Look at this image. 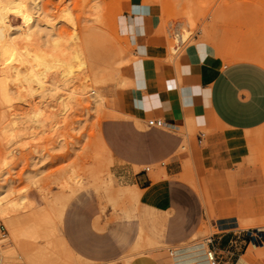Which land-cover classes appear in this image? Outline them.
I'll return each mask as SVG.
<instances>
[{
	"label": "rangeland",
	"instance_id": "rangeland-1",
	"mask_svg": "<svg viewBox=\"0 0 264 264\" xmlns=\"http://www.w3.org/2000/svg\"><path fill=\"white\" fill-rule=\"evenodd\" d=\"M131 1L43 0L48 22L64 34L71 48L80 41L85 43V35L96 25L103 32L106 45L102 40L93 46L97 51L95 63L106 60L99 65L103 67L119 53L125 61L120 71L115 65L114 72L119 73L114 78L103 76L97 69L95 75L88 68V82L92 89L106 95V103L96 105L89 93L86 97L80 95L71 110L61 113L63 117L57 112L59 120L54 129L32 126L26 120L24 112L33 105L28 95L15 99L17 103H0L1 127L13 118L12 114L25 119L20 124L17 120L22 119L16 120V132H21L17 137L0 130V156L3 148L14 152L11 165H5L4 181H12L11 198L22 195L27 200L17 212L22 225L20 242L17 244L11 237L15 247L9 251L1 240L4 264H107L117 258L119 262L131 255L135 258L139 251L152 252L157 261L167 258L172 264L173 249L210 238V219L217 228L220 224L238 227L237 230L264 227V124L240 130L187 120L176 129H167L149 127L148 117L142 118L133 111L132 74L138 57L121 23ZM142 2L158 5L162 10L160 31L168 37L171 59L188 45L198 43L223 63L252 60L233 55L252 52L260 54L261 59L255 61L264 64V0ZM12 20L15 24L21 22L19 18ZM183 26L192 34L181 43L173 35ZM76 36L80 37L77 42ZM173 46L178 47V52L172 50ZM87 57H91L90 53ZM122 75L131 81L121 84ZM97 76L105 81H96ZM79 82L74 83L78 86ZM117 101L125 114L116 111ZM3 113L11 118L5 121ZM21 126L27 132L19 129ZM27 127L31 128L30 133ZM92 170H100V174L92 176ZM154 172L167 183L164 194L154 196L155 199L146 200V189L141 190L139 199L119 190L118 185L130 184L137 175L145 178V185L153 186ZM69 192V196L64 194L66 199L61 197ZM45 194L49 199L44 198ZM5 227L8 237L10 231Z\"/></svg>",
	"mask_w": 264,
	"mask_h": 264
},
{
	"label": "crops",
	"instance_id": "crops-1",
	"mask_svg": "<svg viewBox=\"0 0 264 264\" xmlns=\"http://www.w3.org/2000/svg\"><path fill=\"white\" fill-rule=\"evenodd\" d=\"M161 11L158 5L132 0L121 17L124 34L138 57L132 74L133 111L142 118L163 117L175 125L189 120L212 127L250 130L264 124V64L255 61L261 59L260 54L235 53L236 57L252 60L223 63L195 43L171 59L168 37L160 31ZM116 111L125 114L118 101ZM153 175L156 178L153 186L145 185L141 175L128 185L138 186L139 198L141 190L146 189V200H152L164 194L167 187L166 182L159 180L158 173ZM220 226L217 228L210 219L211 236L203 241L204 248L215 251L218 264H264V248H258L256 255L243 240L244 230ZM239 236L241 239H237ZM142 253L155 256L153 264H169L167 258L166 262L157 261L152 252H137ZM131 258L132 255L121 262L117 258L107 264L115 261L126 264ZM135 258L139 260L138 256ZM206 260L201 264L211 263L207 255ZM195 261L188 264H197Z\"/></svg>",
	"mask_w": 264,
	"mask_h": 264
},
{
	"label": "bare ground",
	"instance_id": "bare-ground-1",
	"mask_svg": "<svg viewBox=\"0 0 264 264\" xmlns=\"http://www.w3.org/2000/svg\"><path fill=\"white\" fill-rule=\"evenodd\" d=\"M43 6H44L43 0H0V103H2V102H6L8 104H12L13 102L17 103L15 101V99L21 100V99H23L24 95H28V96L32 97L33 105L32 104L30 105L31 108L29 109V111L27 113L24 112V114H26V120L29 123L31 122L32 126H38V127H43V128L47 127L51 130L52 128L54 129V126L58 123L59 119L56 120L57 115L58 114L61 115V113L63 111L68 110L69 108L75 106V104L78 102L77 101L78 96L80 97V95L86 97L87 94L89 93L90 95H92L93 102L96 105L106 103V98H105L106 95L101 90H97V88L92 89V87H91L92 83L88 82L89 81L88 75H90V73L87 70L89 68L92 71H94L93 73L95 74V70L97 69L101 73L103 72L105 74V75L102 74L103 76H106V75H108V76L114 75L115 76V73L118 72V71L114 72L115 65H119L116 67H118V69L120 71L119 67H121V64H122V62L125 61V58L122 55H120V53L114 54V55H117V57L114 56L115 60L112 61V63H109L105 66L103 65V67H99L100 64L106 63V60H105V62H102V63L99 62L100 63L99 65H97L95 63V60L97 59V58L95 59V57H97V51H95L93 46L98 44L97 41L100 43L104 39V36L101 35V33H103V32L98 30L100 28L95 25L96 27L94 26L92 28L90 34L85 33V34H87V35H85L87 37H86V39L83 38L86 41L85 43H82L84 46L81 44V41H80L78 43L81 45H78V43H77V45L75 46L74 43H72L74 45V47L71 48V42L63 37L64 34L61 35L60 33H58L54 29V27L48 22V20H47L48 15L46 14L47 12L46 13L44 12L45 7H43ZM94 6L96 7V9H98L96 3L94 4ZM94 11L96 12V10H94ZM190 14H191V12H190ZM96 16H100V14H98ZM12 18L13 19L19 18L21 20V22L18 24H15L13 22ZM98 18L99 17H97V19H96V17H95L94 19L98 20ZM87 26L88 25H86V27ZM191 32H192L191 29L183 26L182 28L177 29L173 36H175L174 39L177 38L176 40H178L179 42L182 41L184 43V40L189 39V36L191 38V34H192ZM77 37H79V36H76V42L80 38L79 37L77 39ZM91 38H93V39L95 38L94 41L91 40ZM104 40H103L102 44H105ZM68 42H70V46H69ZM82 42H84V41H82ZM176 43L178 44V42H176ZM181 43H180V45H181ZM102 47L104 49V46H102ZM171 47H172V45H171ZM177 48H178L177 46H173L172 50L177 51L176 50ZM89 53H90L91 57H87V55L89 56ZM101 53H99V54H101ZM99 54H98V56H99ZM170 54H172V53H170ZM95 64L97 65V67ZM81 72L83 75H78ZM100 72H98V73H100ZM102 75H101V77H102ZM108 76H107V79H110V78H108ZM114 76H113V78H114ZM96 78H97L96 81H100V82L102 80H103L102 82L105 81L104 78L99 79L100 77H98V76ZM94 79H95V77H94ZM111 79H112V77H111ZM76 80L80 81L78 83V86L75 85V83H74V82H76ZM126 80L128 82L131 81V79L129 80L128 77L123 78V75L120 77L121 84H125ZM100 82L98 84H100ZM128 82H126V83H128ZM93 83H96V82H93ZM19 100H17V101L19 102ZM27 101H25V99H24L25 103ZM30 103H28V105H26V106H29ZM26 108H29V107H26ZM69 110H71V109H69ZM57 112H58V114H57ZM12 115H14L13 118L8 119L9 121L5 122L6 123L5 125H2V127L0 125V128L3 129V130L2 129H0V130L6 132L7 134H9L11 136L17 137L18 135H21V132H16L18 130V127L16 130V120L18 118L22 119L23 116L20 115L22 117L21 118V117H19V114H18V116L16 114H12ZM10 116L3 113L2 118L6 121L7 119H5V118H7V117L11 118ZM61 117H63V116L61 115ZM24 120L25 119H22V121L17 120V122H18V124H20V122L25 123ZM27 121H26V123H28ZM32 126L30 125V127H32ZM32 128H34V127H32ZM19 129L23 130V132H25V131L27 132L26 127H25V129L23 127L19 128ZM30 129H29L28 133H30ZM2 139H3V135H2ZM10 142H12V141H10ZM14 142L15 141H13V143ZM7 143H9V141H7ZM0 145H1V143H0ZM12 146H13V144H12ZM3 150H4V153H2V155L0 156V180H1V183H0V220L2 221V223L5 226H7L9 228V231H10V235H8V237H7V234H6L2 241L4 242V244H7L6 245L7 250L12 251L11 249L14 248L15 246H14L13 241L11 240L12 239L11 237H13L14 240L16 241V243L18 244V242H20L19 239L22 236L21 235L22 234V225H21V222L19 220L21 216H19V214L17 212H19L18 210L22 206L26 205L27 202L25 204V200H26L25 196L21 195L18 198H11V196H10L13 193V189L11 187L12 181L11 180L4 181V179H5L4 177L6 175V172L4 169H5V165H11V163L9 164V160H10L11 156L12 157L14 156V154H13L14 152L12 151V149L9 150V148H3ZM11 154H13V155H11ZM13 159H14V157H13ZM36 163H38V162H36ZM91 169H93V168L91 167L89 170H91ZM72 170H71V172H72L71 174L74 175L76 172L73 173L74 171H72ZM75 171H77V170H75ZM95 171H93L94 174H92V176L93 175L95 176L98 173L100 174V170L99 171L97 170L98 173ZM35 172H36V170H35ZM62 174L64 175V173H62ZM74 176H76V175H74ZM92 176L90 175V177H92ZM76 177H74V178L77 180ZM97 177H99V176H97ZM100 178L101 177H99V179ZM26 179L28 180V178H26ZM93 179H94V177H93ZM38 181H39V179H38ZM63 181H65V180H63ZM74 182L76 183V181H72V183H74ZM81 183L84 184V182H81ZM94 183H92V185H94ZM103 183H104V181H103ZM83 184H82V186H83ZM86 184H88V183H86ZM35 185H37V184L35 183ZM74 185L76 186V184H74ZM96 187H97V185H96ZM118 187H119V190H121L124 193H127V195H129L133 199L139 198V195H140L139 192L140 191L138 190V186H136V185L130 186V185L126 184V185H118ZM40 188H41V186H40ZM69 190H71V189H69ZM66 192H68V191H66ZM64 194L65 195L67 194L66 196H69L70 192L69 193H63V195L61 197L65 198ZM56 195L53 197L57 198ZM60 195H61V193H60ZM45 197H46V194H45L44 198ZM45 199H49L48 196ZM15 212H16V214H18V216L15 215ZM56 212H58V211H56ZM60 212H62V211H60ZM61 216H62V214H61ZM45 218H48V217H45ZM48 230H50V229L48 228ZM10 240H11V244H10ZM8 242H9V244H8ZM205 243L206 242H196V243H192L189 245L176 247L175 249H173L171 251L170 258L172 257V264H188V263L194 262L195 260H196L195 262H197V264L206 263L207 262L206 255L208 254L209 250H208V248L207 249L204 248ZM47 244H48V242H47ZM204 250H205V252L206 251L207 252L204 253ZM28 253H29V251H28ZM154 257L155 256L152 257V256H148V255L139 254V256L137 258L139 260H136V258L132 257L131 259L126 260L125 263L126 264H141L143 261H146V264H153L154 263ZM207 257H208V255H207ZM209 262H210V260L208 261V263ZM4 263H5V260L3 261V264ZM117 263L118 262L115 261L112 264H117ZM11 264H13V263L11 262Z\"/></svg>",
	"mask_w": 264,
	"mask_h": 264
},
{
	"label": "built area",
	"instance_id": "built-area-1",
	"mask_svg": "<svg viewBox=\"0 0 264 264\" xmlns=\"http://www.w3.org/2000/svg\"><path fill=\"white\" fill-rule=\"evenodd\" d=\"M147 124L149 127H160L167 129H176L177 125L167 121L163 117H149L147 120ZM245 235L243 240L246 242V245L252 246L253 251L257 255L258 248H264V227H254L244 229ZM6 227L4 224L0 226V264H3V255L1 252V240L6 235ZM237 239H241V236L237 237ZM236 243V242H235ZM208 259L212 264H218V258L214 250L208 251Z\"/></svg>",
	"mask_w": 264,
	"mask_h": 264
}]
</instances>
